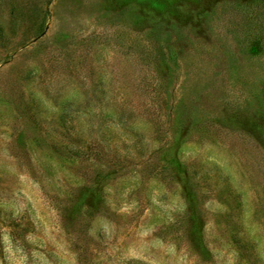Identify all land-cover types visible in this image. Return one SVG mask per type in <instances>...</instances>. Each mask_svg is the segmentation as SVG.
<instances>
[{
	"label": "rangeland",
	"instance_id": "1",
	"mask_svg": "<svg viewBox=\"0 0 264 264\" xmlns=\"http://www.w3.org/2000/svg\"><path fill=\"white\" fill-rule=\"evenodd\" d=\"M0 264H264V0H0Z\"/></svg>",
	"mask_w": 264,
	"mask_h": 264
}]
</instances>
